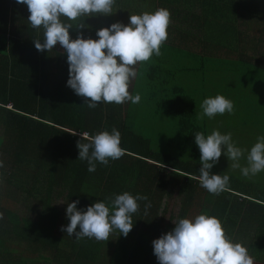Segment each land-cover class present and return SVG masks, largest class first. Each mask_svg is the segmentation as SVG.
Returning a JSON list of instances; mask_svg holds the SVG:
<instances>
[{
    "label": "trees",
    "instance_id": "obj_1",
    "mask_svg": "<svg viewBox=\"0 0 264 264\" xmlns=\"http://www.w3.org/2000/svg\"><path fill=\"white\" fill-rule=\"evenodd\" d=\"M158 8L171 14L162 55L136 65L137 76L128 91L133 96L144 95L154 106L150 115L154 120L148 116V123L157 126L163 120L168 124L160 125V135L168 128L172 137L159 143L156 132L148 133L154 126L146 128L141 123L143 115H149L142 103H99L95 108L84 104V98L67 86L66 52L38 51L33 39H43V30L33 29L27 21V5L0 0L3 264H23L24 254L9 250L14 243L37 253H52L57 259L61 255L81 262L95 256L107 241L87 237L77 241L61 231L69 223L67 204L78 200L79 209L98 201L110 205L114 195L125 191L148 200L138 201L139 209L132 214L133 227L126 237L118 230L110 234L116 236L117 254L130 252L123 259H132L144 250L145 254L154 253L152 241L171 231L173 222L207 213L217 217L226 234L246 247L254 259L264 260V171L261 177H245L229 166L231 162L222 151L211 172L227 174L229 185L219 194L209 193L196 179L201 164L194 142L196 132L208 135L219 130L231 133L237 147L250 150L257 137L264 135V0H116L112 15L81 17L75 23L84 22L86 27L79 31L85 38L98 39V29L117 21L127 24L130 14ZM61 20L71 22L66 17ZM69 32L75 39V26ZM194 39L200 48L181 45ZM193 69L203 75L204 80L196 81L201 91L207 78L218 75L226 79V90L242 89L245 84L257 87V106L251 100L241 111L234 105L233 114H217L211 123L205 117L198 121L197 99L178 84L185 82ZM238 69L243 75L235 73ZM240 91L235 93L236 100L242 98ZM113 127L121 133L124 155L110 159L107 166L97 162L96 171L88 172L87 161L78 159L79 134L111 132ZM240 163L246 166V159ZM174 192L182 196V203L178 214L167 220L169 210L164 201ZM57 201L60 208L54 205ZM12 203L21 204L22 210L14 211Z\"/></svg>",
    "mask_w": 264,
    "mask_h": 264
},
{
    "label": "clouds",
    "instance_id": "obj_2",
    "mask_svg": "<svg viewBox=\"0 0 264 264\" xmlns=\"http://www.w3.org/2000/svg\"><path fill=\"white\" fill-rule=\"evenodd\" d=\"M27 5L30 15L27 21L33 29L43 30V39H33L35 48L52 51L59 44L67 54V86L84 98V104L95 108L99 103L123 104L141 100L139 93L134 96L128 91L131 81L137 76L136 65L149 61L153 55H162L161 46L168 38L170 12L158 8L154 12L130 14L129 22L112 23L96 31V37L85 38L80 29L84 22L75 23L81 17L110 16L116 0H16ZM66 17L70 23L62 22ZM78 34L70 37L69 29ZM201 112L196 113L198 121L204 117L214 118L217 114L234 113L233 101L217 94L205 98L200 104ZM77 141L78 159L87 161L88 172H95L97 162L107 166L109 160H118L124 155L121 133L115 127L89 135L79 134ZM195 144L200 151L198 179L200 186L209 193L225 191L230 178L227 174H213L211 169L223 154L232 169H239L243 176H255L264 171V135L258 136L250 150L237 147L232 134L212 130L210 134L196 132ZM84 141V142H82ZM245 152L247 155L245 157ZM246 159V166L240 161ZM0 167L3 162L0 161ZM148 197L133 196L125 191L114 195L110 205L104 201L94 202L79 209V201L67 204L66 218L69 223L61 227L62 232L74 236L77 241L95 239L108 241L110 234L118 230L127 236L132 230V214L139 209L138 201ZM150 207V203L146 205ZM0 213V218H2ZM175 227L152 241L153 252L159 264H254L253 257L240 242H234L225 232L221 221L207 213L193 218H181L173 222ZM78 229V230H77Z\"/></svg>",
    "mask_w": 264,
    "mask_h": 264
},
{
    "label": "rangeland",
    "instance_id": "obj_3",
    "mask_svg": "<svg viewBox=\"0 0 264 264\" xmlns=\"http://www.w3.org/2000/svg\"><path fill=\"white\" fill-rule=\"evenodd\" d=\"M53 51H56V52H61V51H65L59 44H57L56 46H54L53 48ZM181 61V60H180ZM179 61V62H180ZM233 68H231L232 70ZM239 69L236 72H238ZM239 75H243L241 71H239ZM231 75V73H229ZM237 76V75H236ZM186 78V81L185 82H179L178 81V84L182 85V87L184 88L185 92H187L188 94H190L189 96L190 97H194L197 99V108H198V111H202L201 108H200V104L202 103V101L207 98V97H214L216 96L217 94L219 95H223L225 98H227L229 96L230 100L233 101L234 105L236 107L239 108V110L241 111L242 108L241 106L243 104H246L247 102L253 100V103H254V107L257 106V94H258V88L257 87H254V86H248L245 84V86H243V88L241 89L239 87V89H230V90H226V79H223L222 77H219L218 76H215V77H209L206 79L207 81V85L205 86V89L204 91H201V90H198L197 87H196V81L199 82V80L203 79V75L201 74V72L199 73H196L195 74V69H193V71L189 74V75H186L185 76ZM197 79V80H196ZM233 80L235 79V77L233 76L232 78ZM204 80V79H203ZM208 81L209 83L211 84V86L208 85ZM236 81V79H235ZM238 84V82H237ZM237 90H241L239 92V96H241L242 98L240 99H237L236 100V91ZM218 91V92H217ZM260 92V91H259ZM254 93V94H253ZM143 98V99H142ZM142 103V106L147 108L148 110V113L149 115L145 114L143 115L142 119L141 120H145L142 123L143 127H150L151 125L154 126V123H148V116L150 118V120H154L150 117V115L152 113H154V106L150 105L149 102H148V99L146 97H143L141 96V100L139 102V104ZM248 104V103H247ZM142 110H145V109H142ZM206 122L209 121V123H211V119H209L208 117H206ZM156 119H157V116H156ZM226 122H227V119H226ZM160 124H157V126L155 125L154 128H151L148 133H151V132H156L157 136H158V143L159 141H162V140H169V138L172 137V131H169L168 128H166L167 131H164V136L160 135V129H161V126L160 125H163V126H167L168 124L163 121V120H160L159 121ZM146 132V130L144 131ZM0 136H2V128L0 127ZM261 136V135H260ZM239 135L236 134L235 136V140L238 141L239 140ZM261 177V173H258L257 174V177ZM30 204H34V201H29ZM182 203V196L178 193V192H174L173 194V197L170 199H167L164 201V205H166L168 207V215H167V220H172L171 216H175L176 214H178L179 212V208H180V205ZM54 205L57 206V208H60L61 207V202L60 201H57L56 203H54ZM10 207L14 210V211H21L22 210V207H21V204H17V203H12L10 205ZM25 245L24 244H12L11 245V248L9 249L10 252H14V253H17L19 251H22L24 249ZM116 247V236L115 235H110L109 238H108V241H107V245L105 246L106 250H109L112 251L114 248ZM23 248V249H22ZM145 251V250H144ZM143 251H140L136 254L137 257H141L143 256V254H145V252ZM50 255V253H49ZM49 258V256L47 257ZM51 258V256H50ZM62 259H64V256H62ZM60 260V259H58ZM66 260V259H65ZM69 261V260H67ZM110 260L106 261V263H109ZM72 263V262H71ZM83 264V261L81 262H78V263H75V264ZM90 263V261H89ZM73 264V263H72Z\"/></svg>",
    "mask_w": 264,
    "mask_h": 264
},
{
    "label": "crops",
    "instance_id": "obj_4",
    "mask_svg": "<svg viewBox=\"0 0 264 264\" xmlns=\"http://www.w3.org/2000/svg\"><path fill=\"white\" fill-rule=\"evenodd\" d=\"M233 25H236V24H233ZM258 29L260 30V27H258ZM174 42H177L174 40ZM182 46H189L190 48H200L199 47V43L197 42L196 39L194 40H187L185 41L184 43L181 44ZM179 45V46H181ZM116 248V247H115ZM113 249L112 251L109 250H106L105 246L104 248H102L100 251H98V254H96L95 256H92L91 258H85L87 260H83V264H159L156 256L154 255V253H148L146 252V254H143V256L141 257H137L136 255H133L132 256V259H123L124 257H126L125 255L127 254H123V256L121 254H118L116 253V249ZM11 254H15V255H22L24 254L23 256V259L24 262L23 264H75V263H78L80 261H76V260H65V257L64 259H62V256L59 255V259L58 260L55 256H52V253H50L49 255V252H40V253H37L35 251H30V250H26V249H23L22 251H19L17 253H14V252H11ZM131 255L130 252H128V255L129 256ZM250 255V254H249ZM49 256V258H47ZM51 256V258H50ZM251 256V255H250ZM109 261V263H106V261ZM254 264H264V260H258V259H254ZM90 261V263H89ZM72 262V263H71ZM0 264H3V262L1 261ZM81 264V263H80Z\"/></svg>",
    "mask_w": 264,
    "mask_h": 264
}]
</instances>
